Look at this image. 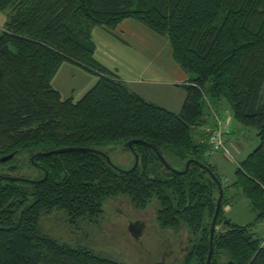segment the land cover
<instances>
[{
  "label": "trees",
  "instance_id": "16d2710c",
  "mask_svg": "<svg viewBox=\"0 0 264 264\" xmlns=\"http://www.w3.org/2000/svg\"><path fill=\"white\" fill-rule=\"evenodd\" d=\"M0 11L7 15L0 35V158L15 153L0 164L14 174L16 159L26 156L24 163L40 173L34 180L48 173L39 184L0 174V264H122L61 243L41 227L42 217L55 211L74 223L96 221L119 196L140 210L156 200L162 228L198 237L184 264H206L218 181L216 226L224 230L215 234L211 264H264L263 239L254 231L264 222V0H0ZM126 19L166 37L190 75L180 112L145 100L95 59L93 29ZM64 63L98 77L78 101L63 99L52 85ZM226 108L260 138L228 186L210 159L224 152L210 153ZM134 140L153 147L134 143L132 151L127 143ZM113 144L139 156L135 170L120 172L103 155L81 151L31 162L37 153L64 148L108 155L104 149ZM230 187L250 200L254 223L225 217Z\"/></svg>",
  "mask_w": 264,
  "mask_h": 264
},
{
  "label": "rangeland",
  "instance_id": "374dc122",
  "mask_svg": "<svg viewBox=\"0 0 264 264\" xmlns=\"http://www.w3.org/2000/svg\"><path fill=\"white\" fill-rule=\"evenodd\" d=\"M0 13L5 14L1 11ZM224 110V118L228 119L231 112L228 108ZM221 119L219 125L221 124L224 132L234 129L230 120L224 128L225 122ZM236 139L238 145L235 142L231 146L226 144L228 153L224 151L213 154L210 158L211 161L218 162L217 171L226 186L235 182V171L240 162L248 156L247 153L253 152L260 144L257 131L241 125ZM104 150L112 163L122 170H129L135 165L133 153L125 150L123 145L113 144ZM26 158L21 156L16 159L20 167L14 174L0 164V174L31 179L40 176L36 168L24 163ZM168 160L173 165L176 164L172 156H168ZM176 165L182 168V164ZM227 192V203L223 211L225 217L238 225L254 223L257 214L242 189L230 187ZM157 209L156 200L147 209L140 210L135 208L127 197L119 196L105 203L104 211L96 221L74 223L64 212L55 211L42 217L41 227L46 234L61 243L88 248L101 257L122 264H184L189 249L198 243V237L189 233L187 229L175 232L162 228L157 221ZM137 223L141 224L142 229ZM132 224L141 232L133 231ZM223 230L222 226L216 227V232ZM225 260L223 257L221 261Z\"/></svg>",
  "mask_w": 264,
  "mask_h": 264
},
{
  "label": "crops",
  "instance_id": "0c3cea01",
  "mask_svg": "<svg viewBox=\"0 0 264 264\" xmlns=\"http://www.w3.org/2000/svg\"><path fill=\"white\" fill-rule=\"evenodd\" d=\"M6 22L7 15L0 13L1 33ZM92 36L96 45L94 57L101 65L117 74L145 100L180 112L186 98L183 85L189 83L190 75L174 60L171 43L166 37L134 19H126L113 29L96 27ZM68 64L61 66L52 85L63 99L78 101L96 85L98 77L77 65ZM220 118L225 122H222L224 128L228 120L234 128L225 132L226 143L231 146L235 142L238 145L236 135L239 124L232 112L228 119L224 118L223 112ZM212 162L217 166L216 160ZM263 228L264 222L256 225L254 231L263 239L264 245Z\"/></svg>",
  "mask_w": 264,
  "mask_h": 264
},
{
  "label": "water",
  "instance_id": "95a60500",
  "mask_svg": "<svg viewBox=\"0 0 264 264\" xmlns=\"http://www.w3.org/2000/svg\"><path fill=\"white\" fill-rule=\"evenodd\" d=\"M134 143H142V144H145V145H147L149 147H153L151 144H148V143L144 142L143 140L129 141L127 143V146L132 151H133V144ZM70 151H81V152L98 153L100 155H103L106 158L108 164L113 166L118 171H120V172H129L128 170L125 171V170H122V169L116 167L112 163L110 157L106 153H104V152H102L100 150L89 149V148H64V149H57V150L47 151V152H40V153L35 154L33 157H31V162L33 163V165L37 166V163L35 162V157H38V156H49V155H53V154H62V153L70 152ZM155 151L157 152V154L159 156V159L161 160V162L165 165V167L167 169H171L173 171H177V170L173 169L172 167H170V165L165 160V158L160 153H158V151L156 149H155ZM14 156H15V153H11L9 155H6V156L0 158V163L9 162L11 159L14 158ZM190 163H191V161H189L187 163V168L189 167ZM138 165H139V156L137 154H135V165L130 169V171L135 170L138 167ZM179 173H182V172L179 171ZM1 177L6 179V180H9V181H16V182H22L23 181V182H28V183H31V184H39L42 181L47 179L48 173H46V176L43 179H41V180H34V179H31V178H26V177L8 176V175H4V176H1ZM218 186H219V189H220V196H219L216 212H215L214 219H213V222H212V225H211V229H210V250H209V253H208L206 264H211V260H212V257H213V250H214L213 243H214V238H215V234H216V227H217L216 226V222H217V218L219 216L220 210H221L223 190H222V185H221V183L219 181H218ZM132 229H133V231H135L137 233L140 232L139 230H136V226L133 225V224H132Z\"/></svg>",
  "mask_w": 264,
  "mask_h": 264
},
{
  "label": "built area",
  "instance_id": "2783aa9c",
  "mask_svg": "<svg viewBox=\"0 0 264 264\" xmlns=\"http://www.w3.org/2000/svg\"><path fill=\"white\" fill-rule=\"evenodd\" d=\"M223 128L221 124L219 125V129L216 131L214 138H213V145L211 148L210 153L213 154L215 152H219L221 150L225 151L228 153L229 151L226 149V144H225V132L223 131Z\"/></svg>",
  "mask_w": 264,
  "mask_h": 264
},
{
  "label": "flooded vegetation",
  "instance_id": "af4514ba",
  "mask_svg": "<svg viewBox=\"0 0 264 264\" xmlns=\"http://www.w3.org/2000/svg\"><path fill=\"white\" fill-rule=\"evenodd\" d=\"M137 225H138L140 228L142 227L141 224H138V223H137ZM141 229H142V228H141ZM136 230H139V231H140V229H139L138 227L136 228ZM140 232H141V231H140Z\"/></svg>",
  "mask_w": 264,
  "mask_h": 264
}]
</instances>
